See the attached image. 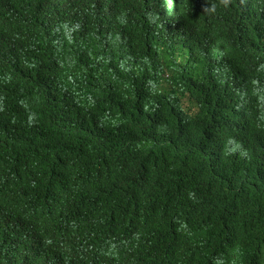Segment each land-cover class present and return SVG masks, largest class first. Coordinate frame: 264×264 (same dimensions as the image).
<instances>
[{
	"label": "trees",
	"instance_id": "1",
	"mask_svg": "<svg viewBox=\"0 0 264 264\" xmlns=\"http://www.w3.org/2000/svg\"><path fill=\"white\" fill-rule=\"evenodd\" d=\"M0 264H264V0H0Z\"/></svg>",
	"mask_w": 264,
	"mask_h": 264
},
{
	"label": "clouds",
	"instance_id": "2",
	"mask_svg": "<svg viewBox=\"0 0 264 264\" xmlns=\"http://www.w3.org/2000/svg\"><path fill=\"white\" fill-rule=\"evenodd\" d=\"M228 2H229V0H222V3H223L224 5H227ZM205 10L207 11V9H205Z\"/></svg>",
	"mask_w": 264,
	"mask_h": 264
}]
</instances>
